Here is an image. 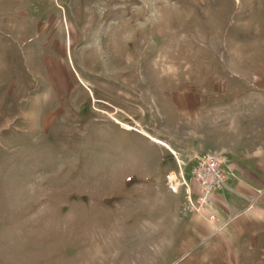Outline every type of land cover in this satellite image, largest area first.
<instances>
[{
  "label": "rangeland",
  "instance_id": "obj_1",
  "mask_svg": "<svg viewBox=\"0 0 264 264\" xmlns=\"http://www.w3.org/2000/svg\"><path fill=\"white\" fill-rule=\"evenodd\" d=\"M263 142L264 0H0V264L183 258L170 177Z\"/></svg>",
  "mask_w": 264,
  "mask_h": 264
},
{
  "label": "crops",
  "instance_id": "obj_2",
  "mask_svg": "<svg viewBox=\"0 0 264 264\" xmlns=\"http://www.w3.org/2000/svg\"><path fill=\"white\" fill-rule=\"evenodd\" d=\"M224 169L226 184L207 208L188 212L186 252L170 264H264V142L247 155L227 156ZM187 182L197 197L193 170ZM211 213L214 220L208 218Z\"/></svg>",
  "mask_w": 264,
  "mask_h": 264
},
{
  "label": "built area",
  "instance_id": "obj_3",
  "mask_svg": "<svg viewBox=\"0 0 264 264\" xmlns=\"http://www.w3.org/2000/svg\"><path fill=\"white\" fill-rule=\"evenodd\" d=\"M227 156L223 152L207 150L197 155L193 169L195 178L199 185V193L194 197L192 187L181 176L175 179L170 177V185L174 192L182 186L186 189V199L184 207L187 212H203L211 201L215 191L221 189L226 184L228 174L224 169ZM209 220L216 218L214 213L208 216Z\"/></svg>",
  "mask_w": 264,
  "mask_h": 264
},
{
  "label": "bare ground",
  "instance_id": "obj_4",
  "mask_svg": "<svg viewBox=\"0 0 264 264\" xmlns=\"http://www.w3.org/2000/svg\"><path fill=\"white\" fill-rule=\"evenodd\" d=\"M159 143H161V142H159ZM172 177H174V176H172ZM172 177H171V178H172Z\"/></svg>",
  "mask_w": 264,
  "mask_h": 264
}]
</instances>
